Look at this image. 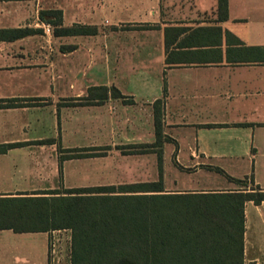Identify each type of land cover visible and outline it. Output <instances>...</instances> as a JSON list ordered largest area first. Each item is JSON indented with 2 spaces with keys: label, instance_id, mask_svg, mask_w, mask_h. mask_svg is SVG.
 Listing matches in <instances>:
<instances>
[{
  "label": "crops",
  "instance_id": "1",
  "mask_svg": "<svg viewBox=\"0 0 264 264\" xmlns=\"http://www.w3.org/2000/svg\"><path fill=\"white\" fill-rule=\"evenodd\" d=\"M52 10L98 33L56 35L41 17ZM256 47L264 0H228V17L219 0H0V147L20 144L0 153V197L158 181L96 170L158 151L191 170L173 192L264 190ZM157 102L165 141L141 148L156 143ZM24 234L45 235L49 264L51 233ZM244 241V264H264V201L247 202Z\"/></svg>",
  "mask_w": 264,
  "mask_h": 264
},
{
  "label": "trees",
  "instance_id": "2",
  "mask_svg": "<svg viewBox=\"0 0 264 264\" xmlns=\"http://www.w3.org/2000/svg\"><path fill=\"white\" fill-rule=\"evenodd\" d=\"M219 10L228 17V0H219ZM41 17L56 35L98 33L96 28L62 27L59 10L42 12ZM246 50L256 51L264 63V47ZM113 94L121 97L116 90ZM159 105L156 143L141 148L161 147L165 141ZM5 107L15 105L9 101ZM19 145L0 147V153ZM142 153L149 151L129 152ZM157 154L158 181L0 197V230H71L72 264H244L245 206L250 201L261 204L264 190L252 183L243 191L167 192L163 152Z\"/></svg>",
  "mask_w": 264,
  "mask_h": 264
},
{
  "label": "rangeland",
  "instance_id": "3",
  "mask_svg": "<svg viewBox=\"0 0 264 264\" xmlns=\"http://www.w3.org/2000/svg\"><path fill=\"white\" fill-rule=\"evenodd\" d=\"M164 167L163 164V179L165 178V190L173 192L182 190L190 186L193 180L188 174L191 170H182L181 174L176 170L174 160L170 159ZM118 162L113 160L114 171L110 170L100 171L96 169L99 175H113L114 180L131 181L138 175L154 178L155 175L159 176V166L157 156H139L136 159H122L120 156H115ZM164 158V156H163ZM87 170V165L82 166ZM179 168V167H178ZM185 170L187 172H185ZM94 171V170H93ZM112 173V174H110ZM119 178L117 179V177ZM176 180H180L182 184L177 187L174 185ZM123 181V182H124ZM205 183V182H204ZM228 184V183H227ZM195 185V184H194ZM191 187V186H190ZM50 263L49 264H72V232L71 230L54 231L50 234ZM46 246L47 238L43 234H14L13 232L4 231L0 232V264H44L46 260Z\"/></svg>",
  "mask_w": 264,
  "mask_h": 264
}]
</instances>
